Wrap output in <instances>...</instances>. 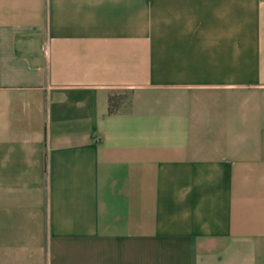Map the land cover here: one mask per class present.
Wrapping results in <instances>:
<instances>
[{"label":"crops","instance_id":"0c3cea01","mask_svg":"<svg viewBox=\"0 0 264 264\" xmlns=\"http://www.w3.org/2000/svg\"><path fill=\"white\" fill-rule=\"evenodd\" d=\"M0 264H264V0H0Z\"/></svg>","mask_w":264,"mask_h":264},{"label":"trees","instance_id":"16d2710c","mask_svg":"<svg viewBox=\"0 0 264 264\" xmlns=\"http://www.w3.org/2000/svg\"><path fill=\"white\" fill-rule=\"evenodd\" d=\"M110 108L112 109V105H110Z\"/></svg>","mask_w":264,"mask_h":264}]
</instances>
